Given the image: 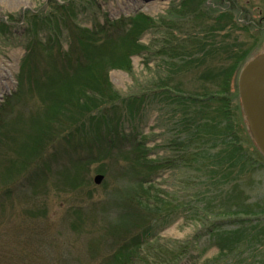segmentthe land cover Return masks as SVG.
<instances>
[{
  "label": "rangeland",
  "instance_id": "obj_1",
  "mask_svg": "<svg viewBox=\"0 0 264 264\" xmlns=\"http://www.w3.org/2000/svg\"><path fill=\"white\" fill-rule=\"evenodd\" d=\"M238 1V5L243 7L240 13L236 1L188 0L191 6L178 14L183 24L173 34L169 24L165 26L160 23L176 20L173 15L176 10L173 9L179 0H0V105L5 96L13 93L17 87L19 64L31 36L30 26L24 20L29 13L46 14L52 6L65 5L66 2L70 8L69 17L66 18L69 24L87 28L92 19L103 25L105 20L116 23L121 18L143 14L154 20V25L146 29L139 40L147 49L132 57L131 73L116 68L109 71L110 80L120 97L140 99L136 105L137 111L121 118V124L117 122V129L141 140L158 161L165 160L167 156L174 159L176 149L171 142L179 134L174 127V121H177L174 87L179 86L178 89L183 91H199V75L183 64L178 65L174 61L168 64V59L158 52L157 45L183 37L186 32L193 33L197 24L204 23L206 28L215 24L213 30L216 31L211 35L226 36V42L239 44L235 47L238 50L246 48L247 44L251 45L253 53L258 47V44L253 47L254 42L263 37L257 52L263 54L264 0ZM231 3L234 4L233 9H227ZM223 16L221 25L214 22ZM230 18L231 21H227ZM261 25L257 30L256 26ZM219 28L223 31L218 34ZM35 29H38L37 25ZM105 30L115 36L110 29ZM99 34L104 37L103 32ZM64 35L65 32H62V37ZM65 45L63 43L64 48ZM33 51L37 52L35 55L40 60L36 76L40 77L39 86H43L53 72L61 73L57 70L62 69V62L59 58L53 59V56L49 58L47 51L39 48L30 50ZM253 57L242 62L231 81L230 88L235 92L231 106L233 112L237 113L235 120L239 115L243 121L237 92L238 75ZM32 80H25L24 93V101L30 111L25 112L24 108L14 104L11 109L1 111L0 115L1 168L9 167L12 163L9 161H13L19 169L10 178H7V170L0 174V264H98L102 255L111 251L107 231L136 229L142 219L140 215H143L140 209L134 208L132 201L136 184L126 160L127 144L119 153L114 152L117 162L112 163V168L115 172L100 173L103 179L98 184L94 183L93 177L98 174L97 169H102L108 163V157L102 150V143L95 138H102L106 132L102 127L98 128L99 133L95 132L96 128L92 130L91 121H86L69 139L59 140L53 148L44 150L39 163L37 159L31 161V156L21 154L18 142L27 131L30 132V119L36 117L37 110L41 111L43 106L34 93L36 91L28 93L27 87H31ZM155 84L158 87L151 88ZM42 117L38 118L42 120ZM242 135L246 139L244 131L240 133ZM181 138L178 136L180 141ZM242 143L243 148L250 152V143L244 139ZM247 167L239 174L242 190L248 202L263 204L264 167ZM236 170L238 167L231 175L235 181ZM157 172L155 187L168 192L166 196L172 200L171 207L174 208L166 210L161 207L159 218L149 227L148 233L157 237L156 240L171 243L199 238L194 243L195 248L179 264H201L211 259L216 251L211 247V239L205 235L209 220L214 218L218 220L217 224L231 220H222L224 217L217 215L224 204L218 191L214 185L197 182L189 170L160 168ZM218 180L221 179L215 177L213 182L218 184ZM223 180L229 188L232 187L230 177ZM207 201L211 202L210 215L208 221L202 223L197 216H202ZM254 259L257 261L260 256Z\"/></svg>",
  "mask_w": 264,
  "mask_h": 264
},
{
  "label": "trees",
  "instance_id": "obj_2",
  "mask_svg": "<svg viewBox=\"0 0 264 264\" xmlns=\"http://www.w3.org/2000/svg\"><path fill=\"white\" fill-rule=\"evenodd\" d=\"M230 1L239 4L238 0ZM227 2L229 3V0ZM64 4L52 6L46 14L29 13L24 19L30 26L31 36L26 42L19 64L17 87L3 99L0 115L1 111L11 109L14 104L24 108L25 112L30 111L24 101V93L25 83L33 78L31 87H27L28 93L36 91L33 92L38 95L43 105V111L37 110V114L38 117L43 115L44 122L36 113V117L30 119V132L27 131L24 138L18 142L21 154L31 156V161L37 159L39 163L44 150L53 148L59 140L69 139L87 123L86 121H91L92 130L96 128L95 132L99 133L98 128L102 127L107 134H103L102 138L97 134L98 138H95L102 143V150L108 157V163L96 172L105 175L111 171L115 172L112 168V163L117 162L114 152L119 153L123 145L127 144L126 160L132 170L133 183L136 184L132 201L134 208L140 209L143 215H140L142 219L136 229L125 232L119 229L107 231L111 240V251L102 255L98 264H179L195 248L194 243L199 238H193L195 241L191 240L192 242L171 243L156 240L157 237L148 233L149 227L159 218L161 207L166 210L174 208L171 207L172 200H168L166 196L168 192L159 191L155 187V177L160 168L192 171L197 182L214 185L218 196L223 200L224 204L217 215L224 217L222 220H231L221 224H217L218 220L214 218L209 220L205 235L211 239V247L215 249L216 255L201 264H264V203L247 201L239 175L247 166L249 169V166L253 169L264 167V157L253 143L244 118L241 121L238 115L235 120L237 113L233 112L231 107L235 92L230 88L232 78L242 62L256 55L263 37L260 36L261 39L252 44L253 47L258 44L253 53L251 45L247 44L246 48L238 50L235 47L239 44L226 42V36L211 35L216 31L213 30L215 24L211 25L212 28H206L204 23H199L193 33L186 32L183 37L172 39L161 46L157 45L158 52L168 59V64L173 61L178 65L183 64L188 66L189 71L199 75V91H183L178 89L179 86L174 87L177 117L174 115L173 118L177 119L174 121V127L179 133L177 141L174 139L171 142L176 149L173 152L175 156L174 159L167 156L160 162L152 157L144 143L138 138L136 140L133 134L127 135L118 131L117 122L122 121L128 113L137 111L136 105L140 103V99L127 100L120 97L109 77V71L114 68L131 73L132 57L147 49L140 44V36L154 25V20L137 13L126 18L127 20L121 18L116 23L105 20L103 25L92 19L88 28L81 27L74 23L69 24L66 18L69 17L70 8L68 3ZM202 4L201 2V9ZM189 5L188 0H179L173 9L177 13L173 14L176 20L163 21L160 25L169 24V30L174 34V30L183 24L178 14ZM233 5L231 3L227 9H233ZM242 8L238 5L239 13ZM222 18L224 16L218 20L215 18L214 22L218 24ZM227 21L230 22L231 18ZM36 25L38 29H35ZM261 27L262 25L256 26L257 30ZM105 29H110L115 36ZM222 31L223 29L219 28L217 32L219 34ZM62 32H65L63 37ZM99 32L104 33L103 38ZM63 43H66L65 48ZM36 48L47 51L49 58L53 56V59L59 58L62 62V69L57 70L61 73L53 72L43 86H39L40 77L36 76L40 61L35 55L37 52H30ZM157 87L155 84L151 88ZM243 131L246 133V139L243 135L240 136ZM178 136L182 137L181 141ZM243 139L250 143V152L243 148ZM9 162H12L10 166L3 168L0 162V174L7 170V178L18 169L13 161ZM236 167L237 181L231 179ZM193 175L190 176L191 179ZM215 177L221 179L218 184L213 182ZM226 177H230L231 188L223 180ZM207 203L202 210V216H197L202 223L209 219L211 202ZM256 256H260L257 261L254 259Z\"/></svg>",
  "mask_w": 264,
  "mask_h": 264
},
{
  "label": "water",
  "instance_id": "obj_3",
  "mask_svg": "<svg viewBox=\"0 0 264 264\" xmlns=\"http://www.w3.org/2000/svg\"><path fill=\"white\" fill-rule=\"evenodd\" d=\"M241 111L250 137L257 150L264 157V53L247 61L239 72L237 80ZM103 175L94 176L98 184Z\"/></svg>",
  "mask_w": 264,
  "mask_h": 264
}]
</instances>
